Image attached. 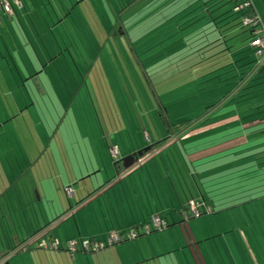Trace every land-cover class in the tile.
<instances>
[{"label":"crops","instance_id":"obj_1","mask_svg":"<svg viewBox=\"0 0 264 264\" xmlns=\"http://www.w3.org/2000/svg\"><path fill=\"white\" fill-rule=\"evenodd\" d=\"M252 1L264 20V0ZM10 18H15V13ZM23 26L26 24L22 23L20 27L24 28ZM29 29L28 25L26 31ZM234 38L236 35L231 34L225 38L228 41V47L233 50L232 57L240 55V51L235 53V48H238L239 44L233 41ZM222 40L224 39L219 35L208 37L210 42ZM10 44L11 42L8 43L0 37V63L4 67L0 65L1 83L9 81L11 78L10 82H5L4 86L0 84V92L4 93V95L0 93V130L6 136V149H3V152L9 155L11 151L14 153L16 150L7 141L12 130L15 136L18 135L21 139L19 150L22 153L26 152V132L22 129L18 132L16 122L20 119H24L22 120L24 122L28 121L25 113L17 116L21 104H27V98H16V88L12 80L17 87L22 73L21 67L17 66L15 59L22 58V56L17 57L18 52L11 49L12 45ZM237 59L239 60L240 57ZM34 67L38 69L39 65ZM29 68L31 69V67ZM29 68L25 67L26 71ZM41 74L43 75L42 70ZM42 75L39 77L40 79H42ZM28 83L30 80L27 81V86ZM256 85L253 84L252 87ZM258 90L259 88L252 90V98L256 97L255 92ZM6 91L8 95H5ZM55 91L58 95L57 101H62L65 95L63 88L62 95L58 93L57 89ZM47 94L50 98H46L44 104L53 107L54 103L50 100L53 95L49 90H47ZM51 103L52 105H50ZM262 108H264V98L252 101V116H256L255 114L259 113L258 110L264 113ZM241 112L240 107L233 108L225 115L224 112L218 115L211 112V115L207 116L205 121L207 125L200 132V136H195L194 132H190L184 136L186 138L177 136L169 141L170 145L182 142L180 145L190 155L187 164L191 163L193 166H139L148 157H144L148 153H145L134 166H129L127 169L124 166H33V163L28 166H15L16 162L14 166L0 165V260L7 259L4 264H91L89 259L85 261L82 259L84 256H78L72 260L61 246L64 248V243L67 244L71 241L103 243L113 234L125 235L130 232L141 234L142 237L135 240L139 241L155 234L152 232L146 235L144 231L155 219L166 223L167 229L171 225L169 219L176 225L174 219L179 218L180 226L182 224L184 227L187 226L186 222L183 223L182 215L186 217L185 212L193 201H200V203L205 201V204H208L207 193L211 186H224L227 182H231V184L225 185L230 186L235 182H248L252 179L253 188L263 187L264 119L260 121L261 115H258L254 119L252 118V128L248 125L242 126L241 122L244 117L240 116ZM50 114L56 122H60L55 110L52 109ZM17 118L19 119L16 120ZM14 120H16L15 124L12 123ZM130 137L132 141V136ZM1 138L2 136H0V140ZM122 138L126 139L118 132L114 138L110 137L112 148H123V151H120L121 156L125 154L130 156L140 152V150L128 151L126 143L121 144L118 141ZM114 139L117 140L116 143L113 141ZM193 139H201V144H205V147L198 153L192 152L198 142ZM224 139L228 142L222 144ZM214 141L219 143L215 142L216 145H214ZM210 142H213L214 146L210 147L211 145H208ZM247 144L252 148V166L245 168V174H241V166L231 163L235 160L231 155L236 153L238 148ZM84 147L88 152L87 146ZM160 149L154 150L151 154L159 152ZM26 154L28 155L27 152ZM96 154L94 153L95 156ZM96 162L98 161L96 160ZM214 162L217 163L216 166H207ZM228 162L231 164L229 165ZM196 167L200 168L201 174L198 173ZM224 170H231L232 174L230 175L232 176L225 177ZM235 172L237 174H233ZM212 173L217 176V179L213 178ZM196 179H199L200 182L202 179L205 180L200 185L202 186V195L194 190ZM250 184L245 183V186ZM178 187L180 192L177 201L173 192L178 194ZM193 194L196 196L193 197ZM197 206L200 209L203 207L200 204ZM175 213L177 216L174 215ZM41 241L50 244V246L56 244L60 251L40 249ZM54 241L55 243H52ZM204 243H192L190 248L192 253L189 256L191 263L186 262V264H224L219 248L211 252L209 250V256L203 249L202 244ZM127 244L129 243L109 248L92 261H96L94 264L103 262L109 264L110 261L117 264L119 261L133 262L137 260L138 247L127 246ZM262 245L261 243H252V264H264V247ZM206 255L212 258L211 262L206 260ZM2 256L3 258H1Z\"/></svg>","mask_w":264,"mask_h":264},{"label":"rangeland","instance_id":"obj_2","mask_svg":"<svg viewBox=\"0 0 264 264\" xmlns=\"http://www.w3.org/2000/svg\"><path fill=\"white\" fill-rule=\"evenodd\" d=\"M229 7L230 5L225 7V9ZM2 17L4 18L5 16L2 15ZM141 23H138L139 26L133 29V34L130 32V35L126 38L119 39L120 51L115 53L109 47L103 52L97 58V63L93 70L91 72L87 71L83 75L84 79L78 72H76L78 79L77 77L71 79V74L70 76L65 75L66 80L68 79L66 84L69 86L67 85V90L63 89L65 94L63 100L58 102L55 95L50 99L54 103L52 109L57 112L60 122H56L54 117L50 113H47L46 107H41L43 99H40L33 93V99H26L27 105H30V109H27L25 113L28 121L24 122L22 121L24 119H20V121L16 122L19 119L17 118L12 123L15 124L16 122L18 132L21 129L26 132L25 137H27V141L23 140L25 141V150L28 155L26 152L23 151L22 153L19 150L21 139L18 135L15 136L12 129V133L9 134L7 141L16 150L14 153L11 151L10 155L3 152V149H6V136L0 130V136H2L0 140V165L14 166L16 162L15 166H28L32 163L33 166H114L107 145L113 147L110 137L113 136L114 138L117 132L126 137V139L122 138V140L118 141L121 144L126 143L128 151L147 149L149 139L147 135L144 137L143 128L148 129L153 141H158L159 137L163 139L168 136L167 132H165L166 130L159 125L161 124V119L156 112L159 100L154 96L155 89L152 88L154 83L155 85L166 83V81L178 76L180 72L189 67V64L185 65L183 58L189 55L190 52L184 54V50L189 45L197 47L200 44L197 42L199 37L195 38V43L193 44L191 42H187L188 44H186V39L181 42L183 44L181 49L184 50L177 60L171 56L165 59L164 54L167 53L166 51L175 47L173 46L172 39L164 42L165 39L161 40L158 38L159 32L162 29L157 28L155 20L145 23L148 25ZM180 36L182 34H178L176 39H181ZM21 39L19 44L15 41L11 43L17 47L19 54L22 56V58L17 59V62L21 67L19 68L24 79L26 74L25 64L27 68L28 66L31 67L28 70H32V74L35 71L31 63L34 66L39 65L37 74L41 72L42 68L40 70L39 61L34 52L35 47H38L37 43L33 41L32 44H29L23 36H21ZM250 39L251 33L249 29H242L236 34V38L233 41L238 44L249 43ZM130 46L132 47L131 49ZM127 47L128 49H124ZM187 49H190V47H187ZM195 52L194 57L196 58L198 54H195ZM92 60L94 61V57L86 62V67L92 63ZM194 62L196 61H193L191 65ZM3 64L5 65V63ZM0 65L3 67L1 63ZM62 68L61 63L60 69ZM145 77L147 80H145ZM10 79L5 82L9 83ZM50 79L52 81V78ZM49 81L44 75L42 79L37 76L34 78V81L28 83L27 89L32 91L36 88L40 92L46 93L47 90H51L55 86L58 93L62 95L59 89L61 83L55 80V82H52L53 84H50ZM1 82L0 77V84L4 86L5 82ZM12 83L19 97L20 91L17 89L21 83L18 81L17 87L13 80ZM62 87H64L63 84ZM21 92L24 93V91ZM155 92L157 96H163L164 94V91L162 92L161 90H155ZM0 93L4 95L2 91ZM5 95H8L7 91ZM33 104L36 105L35 108H31ZM180 108L182 106L169 109L172 121L192 118L193 114L200 110L198 108H187V110L177 112L174 115L173 111H178ZM10 110L12 111V109ZM130 136H132L133 142ZM113 141L117 142L116 139ZM84 146H87L86 148L88 152H91V155L90 152L88 154ZM116 149L119 153L123 151L122 147L121 149ZM93 152L97 153V158ZM120 157L122 156L120 155ZM188 160V154L179 143H172L171 145L169 143V145L167 144L161 148L159 152L148 156L139 166H193L191 163L187 164ZM119 161L121 162L122 159ZM12 163L14 164L12 165ZM216 164L214 162L207 166H216ZM238 164L243 165L240 168V173L245 174V168L252 166V159ZM196 169L201 174L200 168L196 167ZM214 174L216 173L214 172ZM214 174L213 178L217 179V176ZM230 174H232L231 170H224L223 175L225 177H231L232 175ZM233 174H237V172ZM196 181L201 185V182L203 183L205 180L202 179L200 182L199 179H196ZM245 183L252 184V179L244 183L243 181L240 183L236 182L237 187L235 188V192L225 193L224 196L218 198L221 201L217 205V210H221L218 212L222 213L210 218L204 217L202 219L199 218L200 220H189L186 222L187 226L185 227L183 224L180 226L179 218L174 219L176 225L169 219L171 223L169 229L127 244V246L138 247V252L136 253L137 260L133 262H127V260L126 262L119 261L117 264L191 263L189 256L192 251L190 248L192 247V243L197 242H205L202 245L208 255L211 251L219 248L221 258L225 262L224 264H252V235L255 234L257 239L261 238V244L264 247V234L262 235L261 233V231L264 232V218L260 212L252 217V202L249 204L250 209L247 212L242 209L241 204L252 200V185L249 188L244 187ZM228 184H231V182H227L225 185ZM200 189H202V186ZM215 189L219 190L221 187L218 186ZM194 190L198 192L197 187H194ZM246 191L249 192L244 194ZM179 192V187L178 194L173 192V196L177 201L179 200ZM195 196L193 194V197ZM235 200H239V202L230 205ZM190 207L191 210H198V215L201 217V212L199 213L200 208L196 204L192 203ZM229 209L231 210L225 211ZM185 213V216H188V212ZM174 215L177 216V213ZM182 217L184 222L186 217L183 215ZM193 217L195 218L194 214ZM252 221L257 222L256 224L258 225L255 227L256 230L260 231L259 233L256 230L253 232ZM48 245L50 246V244ZM61 247L64 251L67 248L66 243H64V248L63 246ZM216 253L218 252L216 251ZM116 255L118 254L116 253ZM100 256H88L82 259L84 261L89 259L90 263L94 264L96 261L92 260ZM206 260L211 262L212 258L206 255ZM110 262L109 264H116L115 262ZM102 264L105 263L103 262Z\"/></svg>","mask_w":264,"mask_h":264},{"label":"trees","instance_id":"obj_3","mask_svg":"<svg viewBox=\"0 0 264 264\" xmlns=\"http://www.w3.org/2000/svg\"><path fill=\"white\" fill-rule=\"evenodd\" d=\"M250 2L251 6L249 8L236 12L239 6L245 4L243 0H19L17 4L11 2L15 18H10V16L6 15H3L5 16L4 18L2 15L0 16V37L8 43L15 41L19 44L22 40L21 36H23L29 44H32L33 41L37 43L38 47H35V51H33L36 53L39 61L40 70L42 68L43 75L50 80V84L55 82V80L60 82L59 88L61 90L62 88L68 89L66 74L69 76L71 74L70 78L72 79L73 77H77L76 72H78L84 79L83 75L87 71L91 72L93 70L97 63V58L109 47L115 53L120 51L119 39L126 38L130 35V32L133 34V29L139 26L138 23L142 22L141 24H145L155 20L157 28L162 29L159 32L158 38L161 40L165 39L164 42L172 39L173 46L175 47L166 51L167 53L164 54L165 59L171 56L177 60L184 50L181 49L183 46L181 42L186 39V44H188L187 42L193 44L195 43V38L199 37L197 42L200 44L197 47L189 45L184 50V54L190 52L189 55L183 58L185 65L189 64V67L180 72L178 76L166 81V83L158 85L154 83L153 88L151 87L156 91H164L163 96H157L154 90V96L159 100L156 108V112L161 119V124L159 125L166 130L165 132H167L168 136L163 139L159 137L158 141H153L148 129L143 128L144 137L147 135L149 139L147 147H150V151L144 156L147 157L154 150L166 146L173 137L181 136L186 138L184 136L190 132H194L195 136H200V132L207 125L205 123L207 116H210L211 112L216 115L224 112L225 115L227 112H231L233 108L240 107L242 111L240 116L244 117L241 125H248L251 128L252 118L254 119L256 116L261 115L260 121L264 119V113L261 110L257 111L259 113H256V116H252V101L264 98V68L258 66L257 51L255 48H252V43L255 40L254 31L251 27H246L243 24L245 18L257 16L263 23L264 20L258 10H256L253 1L250 0ZM228 5L230 7L225 9ZM22 23L26 24V26H23L24 28L20 27ZM28 25L30 29L26 31ZM242 29H249L251 33L250 42L240 43L238 48H235V53L240 51V55L232 57L233 50L228 47V41L225 38L228 34L236 35ZM178 34H182V36H180L181 39L177 40ZM211 35H219L224 40L210 42L208 41V37ZM10 45H12L11 49L16 50L18 52L17 55L20 56L17 47L12 43ZM6 46L8 47L7 43ZM187 47H190V49H187ZM124 49H128V47ZM194 52L198 54L196 58L194 57ZM92 57H94V61L92 60V63L86 67V62L92 59ZM237 57H240V59L238 60ZM252 58L254 60L253 63ZM17 59H15L16 62ZM193 61L196 62L191 65ZM61 63L62 69H60ZM31 65L35 73L32 74L30 70L29 72L27 70L26 72L28 73L25 74L24 79L22 78V74H20L21 79L19 81L21 85L18 89L20 92L19 97L16 95V98L33 99L34 94L43 99L41 107H46V111L49 114L53 107L45 106L44 104L47 91L46 93H42L36 88L32 91L27 89V81L30 80L32 82L35 77L39 75V78L42 75L40 73L37 74L36 70L38 69H35L32 63ZM17 66L20 67L18 62ZM24 67H26V64ZM50 78H52V81ZM145 80H147L146 77ZM256 83L258 84L256 85ZM62 84L64 87H62ZM253 84L256 86L252 87ZM54 88L55 86L49 91L52 95L58 97ZM255 88H259V90L255 92L256 97L252 98V90H255ZM21 91H24V93ZM11 98L14 97L11 96ZM21 105L20 111L17 114L18 117L19 114L24 115L27 109H30V105ZM178 106H182V108L178 111H173L174 115L177 112L187 110V108H198L200 110L195 112L192 118L172 121L169 109L173 107L178 108ZM35 107L36 105L34 104L31 106V108ZM262 109L264 110V108ZM193 140L196 141L195 139ZM197 141V145L195 144L196 146L192 149V152L198 153L205 147V144H201L202 140L199 141L197 139ZM215 142H210L208 145L212 147L216 145ZM227 142L224 139L222 144ZM177 143L180 144L182 142ZM216 143L219 142L217 141ZM107 147L111 156L113 150H116L118 153L116 160L111 157L113 165L123 166V160L128 155L125 154L120 157L121 154L116 148L109 147L108 145ZM231 156L235 158L231 162L232 164L244 163L246 160L252 159V148L248 144L241 146ZM121 159L122 161L120 162L119 160ZM231 163L228 162L229 165ZM250 185L244 187L249 188ZM199 186L195 182L198 193L202 195L201 186ZM215 187L218 186H211L209 188V193H207L208 204H205L204 199V203L193 201V204L203 205L202 209L198 208L199 213L201 212L200 219L204 217L210 218L222 213L218 212L221 210H217V205L221 201L218 198L224 196L225 193L235 192L237 186L235 182L230 186L222 185L219 190L215 189ZM248 192L246 191L244 194ZM237 202L239 200L231 202L230 205ZM251 202L252 217L260 212L264 218V186L257 188H253L252 186V200L241 204L245 212L250 209L249 204ZM190 208V206L187 208L189 220H200L199 218H194L192 213L190 214ZM255 221H252L253 232L256 230L255 226L258 225ZM166 226L168 228V225ZM256 232L259 233L260 231L256 230ZM132 233H136L137 238L129 240L128 236ZM261 233L262 235L264 234L262 231ZM119 236L124 238L122 243L96 253L84 252L81 249V244L84 242H89L91 245L99 244L90 241H71L77 244L76 252L72 254L67 250L68 244L71 242L66 244L67 248L64 251L72 260L78 256H97L103 254L109 248L130 243L142 237L137 232H130ZM261 242V238L257 239L255 234L252 235V243ZM52 243H55V241Z\"/></svg>","mask_w":264,"mask_h":264},{"label":"built area","instance_id":"obj_4","mask_svg":"<svg viewBox=\"0 0 264 264\" xmlns=\"http://www.w3.org/2000/svg\"><path fill=\"white\" fill-rule=\"evenodd\" d=\"M19 0H0V16L1 15H6V16H12L13 14V9L11 7V2L17 4ZM245 4H242L236 9V12H240L245 8H249L251 6L250 0H243ZM243 24L246 27H251L254 31L255 35V40L252 43V48L256 49V57L258 58V66L264 68V23L259 17H254V18H245L243 20ZM112 157L114 159L118 158V153L117 151L112 152ZM191 213L194 214L195 218H199L200 216L198 215V210H191ZM166 224L164 222H161L158 219L152 220L150 227H146L145 229V234H149L152 230L153 231H162L166 228ZM137 238L136 233H132L131 235L128 236L129 240H134ZM124 241V238L119 235H111L107 241L99 244H94L91 245L89 242H84L81 244V249L84 252H92L96 253L98 251H101L105 248L112 247L114 245H118ZM40 249L44 251H55L58 250L57 245H51L49 246L46 242L41 241L40 244ZM67 250L74 254L77 250V244L74 242H71L68 244ZM4 261L0 260V264H4Z\"/></svg>","mask_w":264,"mask_h":264},{"label":"water","instance_id":"obj_5","mask_svg":"<svg viewBox=\"0 0 264 264\" xmlns=\"http://www.w3.org/2000/svg\"><path fill=\"white\" fill-rule=\"evenodd\" d=\"M149 151H150V148L145 149L143 151H140V152H138L136 154H133V155L128 156L127 158H125L123 160L124 168L127 169L129 166H134L138 162V160L141 159L144 156V154L148 153Z\"/></svg>","mask_w":264,"mask_h":264},{"label":"bare ground","instance_id":"obj_6","mask_svg":"<svg viewBox=\"0 0 264 264\" xmlns=\"http://www.w3.org/2000/svg\"><path fill=\"white\" fill-rule=\"evenodd\" d=\"M190 214H191V208H190ZM189 221V218L186 216V218H185V222H188ZM166 224V223H165ZM167 225V224H166ZM167 229V227L164 229V230H166ZM164 230H162V231H164ZM153 231H151L150 233H152ZM157 232H160V231H155V233H157ZM149 233V234H150ZM146 235H148V234H146Z\"/></svg>","mask_w":264,"mask_h":264}]
</instances>
